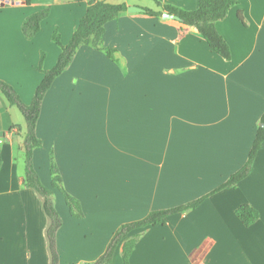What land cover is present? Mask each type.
Segmentation results:
<instances>
[{"label": "crops", "instance_id": "0c3cea01", "mask_svg": "<svg viewBox=\"0 0 264 264\" xmlns=\"http://www.w3.org/2000/svg\"><path fill=\"white\" fill-rule=\"evenodd\" d=\"M102 1L153 11L157 3L188 11L198 5ZM87 6L88 0H0V80L23 103L30 104L43 79L41 55L48 71L61 52L52 33L68 44ZM43 9L49 15L29 40L23 21ZM215 26L230 60L178 21L125 12L105 24L100 42L114 49V60L82 45L56 78L42 102L36 126L42 146L33 163L62 219L58 264H92L123 224L210 194L246 162L264 114V0H238ZM18 112L0 92V264H50L42 200L24 183L25 122ZM52 161L79 215L52 188ZM262 182L264 143L235 188L132 232L138 239L129 263L192 264L189 256L210 237L216 244L203 255L204 264H264ZM244 204L260 215L248 228L235 215ZM121 253L122 243L110 264H123Z\"/></svg>", "mask_w": 264, "mask_h": 264}, {"label": "trees", "instance_id": "16d2710c", "mask_svg": "<svg viewBox=\"0 0 264 264\" xmlns=\"http://www.w3.org/2000/svg\"><path fill=\"white\" fill-rule=\"evenodd\" d=\"M27 2L28 0H26V3ZM237 4L238 0H198L197 8L193 11H188L173 5L157 3L159 11L145 9V13L152 17L161 16L163 12L177 16L180 19L179 23L182 27L192 29L194 32L198 33L206 42L211 52L224 60H230V47L225 39L218 33L215 24L224 19L230 9ZM126 11L127 6L125 4L114 5L102 0H88L86 13L80 19L78 27L74 31L68 44L63 45L60 41L59 34L57 31H54L51 38L52 41L60 47L61 52L52 69L48 71L42 69L44 54L41 55L38 70L43 73V79L35 89L30 104L23 103L14 88L0 80L1 94L11 106H14L19 110L24 118L25 127L22 134V148L24 151V183L27 187L33 189L42 200V207L48 219L46 238L50 264L59 263L55 240L56 234L62 226V219L55 209L52 197L53 192L42 184L33 163L34 151L42 146V141L36 134V126L40 116L42 102L47 92L52 88L56 78H58L69 66L74 54L82 45H92L95 49L104 51L108 58L114 60V49L101 47L100 42L104 35L105 24L118 18ZM48 15V9H43L26 17L22 24L23 34L25 26L27 25L29 28V35L31 36V39H33L40 29L41 22L46 19ZM25 37L28 39L27 36ZM262 116H264V114ZM262 127H264V125H262ZM17 128L20 132V127ZM262 136H264V129L258 126L253 144L244 165L214 191L177 207L155 210L148 213L141 220L123 224L113 234L104 253L92 264H110L116 248L121 243L122 262L123 264H130L129 259L138 239L137 235L130 237L132 232L147 227L159 226L168 216L184 213L197 208L211 194L226 188H235L249 175L254 159L264 143V139L261 138ZM50 173L52 176V188L57 189L65 197L66 204L73 214L72 205L75 203L63 188L60 187L62 180L57 173L53 161L51 162ZM235 215L240 223L246 228L254 225L260 217L258 210L248 204L239 206L235 210Z\"/></svg>", "mask_w": 264, "mask_h": 264}, {"label": "snow or ice", "instance_id": "6c2138e0", "mask_svg": "<svg viewBox=\"0 0 264 264\" xmlns=\"http://www.w3.org/2000/svg\"><path fill=\"white\" fill-rule=\"evenodd\" d=\"M24 34L25 36L28 37V39H31V36L29 35V28L26 25L25 29H24ZM5 57V50H4V44H3V39L0 38V65L3 64V60ZM262 125H264V116L261 117L260 123H259V127H261L262 129H264V127H262ZM262 139H264V136L261 137ZM261 197L264 198V182H262L261 185ZM72 211L74 215H79V206L78 205H72ZM216 242L209 238H206L201 250H199L198 252H193L191 256H189V259L192 261V264H201V260L203 259V255H205L207 253L208 250H210L211 248H213L215 246Z\"/></svg>", "mask_w": 264, "mask_h": 264}, {"label": "water", "instance_id": "95a60500", "mask_svg": "<svg viewBox=\"0 0 264 264\" xmlns=\"http://www.w3.org/2000/svg\"><path fill=\"white\" fill-rule=\"evenodd\" d=\"M126 12L128 14H132V13H144L145 10L142 9V8H137V7H127V11ZM161 17H162L163 20L170 19V20H175V21L180 22V19L177 16L170 15L167 12H163L162 15H161Z\"/></svg>", "mask_w": 264, "mask_h": 264}, {"label": "built area", "instance_id": "2783aa9c", "mask_svg": "<svg viewBox=\"0 0 264 264\" xmlns=\"http://www.w3.org/2000/svg\"><path fill=\"white\" fill-rule=\"evenodd\" d=\"M18 1H25V0H18ZM201 264H204V261H201Z\"/></svg>", "mask_w": 264, "mask_h": 264}, {"label": "rangeland", "instance_id": "374dc122", "mask_svg": "<svg viewBox=\"0 0 264 264\" xmlns=\"http://www.w3.org/2000/svg\"><path fill=\"white\" fill-rule=\"evenodd\" d=\"M137 8H139V7H137ZM207 47V46H206ZM208 51V50H207ZM207 53H209V52H207ZM19 111V110H18ZM19 113V112H18Z\"/></svg>", "mask_w": 264, "mask_h": 264}]
</instances>
